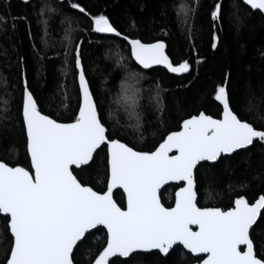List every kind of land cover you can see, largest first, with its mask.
I'll list each match as a JSON object with an SVG mask.
<instances>
[{
    "label": "snow or ice",
    "instance_id": "1",
    "mask_svg": "<svg viewBox=\"0 0 264 264\" xmlns=\"http://www.w3.org/2000/svg\"><path fill=\"white\" fill-rule=\"evenodd\" d=\"M241 2L264 13V0ZM67 6L90 16L95 33L122 38L129 57L143 70L164 66L176 74L190 71L189 60L173 61L164 39L133 34L136 26L131 17L126 34L109 16L91 15L79 0H67ZM198 7L199 0L191 4L185 0L178 5L185 24H190ZM57 11L46 5L40 15ZM209 15L213 28L222 29L220 0L213 4ZM9 16L7 11L0 14V26ZM235 20L238 31L241 16L236 14ZM39 23L47 35L48 19ZM61 23H67L64 39L72 45L71 18L64 16ZM212 39L211 47L215 49V32ZM64 56L66 67L62 71H68L70 56L78 70L76 111L68 122L45 108L29 83L23 66L25 58L19 57V102L15 113L0 122V139L10 138L11 150L15 151V134L22 130L25 156L30 159L26 167L0 158V216L5 221L8 241L2 264H81L79 257L84 251L89 257L86 264H131L145 255L171 258L173 264H185L188 255L195 258L196 264H264V194L250 200L236 193L227 209L201 205L199 200L201 180L207 181V173L214 168L212 162L238 155L240 150L248 151L256 144L264 146V121H250L236 108L226 86L227 76L214 92L215 101L222 105L220 118L200 110L183 118L178 130L162 132L152 148L142 150L133 142L145 137L132 86L125 82L117 100L136 121L129 126L136 129L137 135L129 139L110 124L103 102L95 98L82 63L80 42L66 47ZM122 60L120 57L116 63ZM138 75L129 73V79ZM163 91L157 81L161 129ZM61 107L67 109L68 105L62 103ZM89 169L102 174L104 186L100 190L81 175ZM170 182H178V186L174 204L165 206L158 193ZM114 189L122 190L123 206L114 199ZM101 230L104 237L99 249L87 247L89 238Z\"/></svg>",
    "mask_w": 264,
    "mask_h": 264
},
{
    "label": "trees",
    "instance_id": "2",
    "mask_svg": "<svg viewBox=\"0 0 264 264\" xmlns=\"http://www.w3.org/2000/svg\"><path fill=\"white\" fill-rule=\"evenodd\" d=\"M91 15L109 16L127 34L129 18L135 21V35L145 38H162L173 61L189 60L192 65L188 73L171 75L163 68L143 70L128 55L122 38L103 36L92 32L90 16L69 9L67 0H0V14L7 11L10 16L0 26V122L15 113L19 102L17 64L24 57V68L34 93L42 99L45 108L59 113L62 122H68L76 111L78 92V70L74 68L72 56L68 58L65 73V48L80 42L82 63L87 71L90 88L95 98L103 102L105 117L118 131L125 132L129 139L137 135L135 119L117 100L125 82L137 95L136 111L141 115L143 141H133L142 150H148L158 143L161 133L178 130L183 118L205 111L220 118L222 107L214 99L217 85L224 83L234 97L235 106L246 114V118L257 123L264 121V16L250 9L241 0H220L223 19L221 28H213L209 12L216 0H199L190 24L183 22L178 5L185 0H79ZM189 4L193 0H186ZM58 9L45 16L40 9L45 6ZM241 16L239 30L235 15ZM64 16L71 18L73 44L64 39L67 23H61ZM12 18H15L13 20ZM47 18V35L39 21ZM162 29L164 31H162ZM190 29V31H189ZM166 32V35H165ZM217 35V47L213 49V33ZM194 45V48H193ZM74 56V53H73ZM120 57V64L116 61ZM199 61V62H197ZM125 65L127 67H125ZM129 73H139L136 79H129ZM159 82L164 103V128L158 120L156 82ZM65 93L68 94L65 100ZM68 105L67 109L61 107ZM109 112L111 116L109 117ZM119 122V123H117ZM152 132H156L153 136ZM15 151L11 150V139H0V158L6 162L28 164L25 156L22 130L15 134ZM85 180L100 190L102 174L91 169L81 174ZM199 193L201 205L218 206L227 209L232 206L235 194L246 195L252 200L264 194V146L256 144L248 151L241 150L220 159L207 173V181L201 180ZM241 183L247 187L240 188ZM231 185V189L229 188ZM178 185L166 186L161 192L165 206L174 203ZM166 189V190H165ZM122 191L117 190L114 198L123 206ZM104 231L95 232L89 238L87 247L98 250L103 243ZM5 221L0 216V264L7 247ZM81 264L89 259L84 251L79 257ZM121 259V258H120ZM123 260V259H122ZM195 258L188 255L185 264H195ZM131 264H173L170 259L152 256L137 257Z\"/></svg>",
    "mask_w": 264,
    "mask_h": 264
},
{
    "label": "water",
    "instance_id": "3",
    "mask_svg": "<svg viewBox=\"0 0 264 264\" xmlns=\"http://www.w3.org/2000/svg\"><path fill=\"white\" fill-rule=\"evenodd\" d=\"M25 1H31V0H25ZM250 8V7H249ZM255 11H258V10H255ZM262 15L264 16V13H262ZM92 32H94L93 31V29H92ZM95 33V32H94ZM96 34H100V35H103V36H112V37H115L114 36V34H104V33H96ZM139 66V65H138ZM140 68H142L141 66H139ZM154 68H163V69H165L166 71H168L164 66H154ZM169 72V71H168ZM171 75H174V76H181V75H183L184 73H182V74H176V73H171V72H169ZM219 103V102H218ZM220 105V104H219ZM221 107H222V105H220ZM251 147V146H250ZM249 147V148H250ZM241 151V150H240ZM233 155V154H232ZM218 162V161H217ZM212 163H216V162H212ZM169 185H178V182H170L168 185H164V186H162V188H161V190H160V193H158L159 195H160V197H161V192H162V190L166 187V186H169ZM117 190H115L114 189V194H115V192H116ZM122 191V190H121ZM115 199V198H114ZM161 203H162V200H161ZM174 204V203H173ZM193 227V230H195V226H192ZM121 259H126V258H121ZM196 264V263H195Z\"/></svg>",
    "mask_w": 264,
    "mask_h": 264
},
{
    "label": "rangeland",
    "instance_id": "4",
    "mask_svg": "<svg viewBox=\"0 0 264 264\" xmlns=\"http://www.w3.org/2000/svg\"><path fill=\"white\" fill-rule=\"evenodd\" d=\"M119 106H120V104H119Z\"/></svg>",
    "mask_w": 264,
    "mask_h": 264
}]
</instances>
